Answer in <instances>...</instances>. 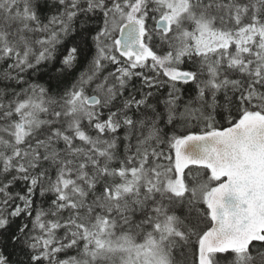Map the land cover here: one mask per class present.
<instances>
[{
  "label": "snow or ice",
  "instance_id": "snow-or-ice-1",
  "mask_svg": "<svg viewBox=\"0 0 264 264\" xmlns=\"http://www.w3.org/2000/svg\"><path fill=\"white\" fill-rule=\"evenodd\" d=\"M0 264H264V0H0Z\"/></svg>",
  "mask_w": 264,
  "mask_h": 264
}]
</instances>
